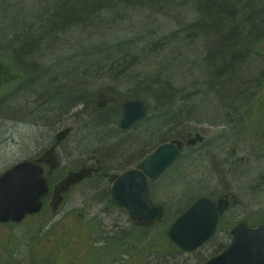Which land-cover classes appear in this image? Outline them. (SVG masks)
Wrapping results in <instances>:
<instances>
[{
  "label": "rangeland",
  "instance_id": "rangeland-1",
  "mask_svg": "<svg viewBox=\"0 0 264 264\" xmlns=\"http://www.w3.org/2000/svg\"><path fill=\"white\" fill-rule=\"evenodd\" d=\"M10 1L11 3L13 2L12 0H3L4 5L0 7V23L1 17L4 19L3 25L1 26L0 24V30L2 27L3 34L9 33L8 35H10V33L16 31V34L20 35V27L23 30V24H30L28 21L30 16H38L35 15L36 11L33 12L36 4L32 0H18L19 6L13 8L5 7V5L10 4ZM260 1H263L262 5H264V0H257V2ZM221 3L222 6L220 7L214 3V0L209 2L204 0H177L176 2L175 0H155L153 2L149 0H130L128 4H131V8H134V10H128L127 15L124 16L125 18L117 16L113 20H108L109 22H104L105 24L102 25L98 35L105 36L103 38L105 40H115L121 37V42L124 45L128 41L129 36L132 37L139 33L142 34L148 31L150 33L156 30L152 36L153 40L152 38L148 39L150 40L149 42L148 40H141L136 46L126 45V47L130 46V54L134 57V63L128 69L125 68V63H117V67L112 71L111 66L114 65L113 60L116 54H112V51L96 54V56L99 55L97 57L99 59L95 60L97 62L104 61L103 59H106V56L110 57L111 55V57L108 59V63L101 62L105 65H102V67L99 65L98 69H96L97 74L90 73L81 78L71 75L65 76L67 73L64 70L67 67H71L74 64L72 62L80 61V64L83 65V63L88 64V60H86L87 62L84 59L77 60V58H74L76 55H70L62 56L73 57L70 61H63V63L55 61V58L61 56L62 52H65L67 48L72 51H77L80 46L92 51L100 48L102 45L101 41H99L100 37L95 36L96 33L93 34L97 21L96 23H84L83 27H76V24L67 25L66 27H70L65 32H59L58 34L59 39L62 37L63 40V45L59 46L63 50L58 48V55L56 51L51 50L55 48L52 47L44 51L38 49L35 53L33 51L31 56L27 53L26 55L30 58L25 57L26 61H35L37 66L55 64V67L51 70L55 75H52V73L50 75L45 74L44 78L41 77L44 80L52 79L53 76L59 78V81H56L53 86L65 84L70 87L68 85L70 82L71 84H81L78 86L80 88L78 94L83 103L90 100L93 102L95 97L110 96L118 100L119 108V103L133 97L137 93L135 98L145 103L152 117L158 113L157 109H161V105L156 106L155 101L145 95L143 83L146 82L148 84L146 81L148 78H150V83L159 84L153 87L152 94L154 96H165L167 91L170 94L175 93V101L173 102L175 106L193 105L196 94L199 97L201 91V97L194 101L195 109L193 113L196 118L205 120L193 121L180 118L178 127L173 126L171 130L166 128L163 131V133L168 132L166 137L168 140H180L188 134L200 132L204 136V143L198 149L184 152L186 156H183L178 164L168 170L159 180L152 183L150 196L154 202L164 208L165 213L159 228L163 227L164 233H166L174 220L196 199L202 196H211L215 199L224 194H233L237 199V204L226 212L221 221L219 231L213 239L198 251L190 253L174 252L175 250L172 249L165 237L166 241L162 249L164 264H204L208 259L219 254L230 243L231 237L228 230L232 225L240 221H246L253 226L264 223V97L254 98L252 102L246 104L244 109H236V112H234V109L229 108L228 105H223L228 102L230 97L226 92V90L230 89V85L234 84L237 87L240 77L242 80L246 79L242 76V72L239 71L237 66L233 68L234 74L228 75L227 78L224 76L226 74L223 72L224 70H220L217 80L222 81L225 79L222 82H217L214 75L215 68L219 69L223 65L228 66V64L230 67L234 66L233 62L235 61L229 60L232 63L225 61L227 58L233 59L232 53L235 50L231 51L230 49L234 45H238L235 41V36L221 35L220 26L218 31L206 32L207 30H217L218 25L223 27L222 24L224 23L217 15L219 11L236 13L240 9L237 0H222ZM122 6L123 4L120 3L117 9H122ZM67 8L69 9L70 7ZM37 11H39L38 7ZM18 13L20 19L16 27L17 19H15V16ZM248 13H250V10ZM105 14L104 11L100 13V15ZM197 21H199L198 25L188 30V27H193ZM198 30L202 31L201 34L199 33L200 35H190V32ZM176 31L179 32L178 38L181 43L179 45L178 43L171 45L165 51L163 48L169 42L167 39L169 33ZM15 35H12L11 38H14ZM126 35L128 36L126 37ZM222 38L228 39L226 41L228 45L224 44V42V45H220ZM4 42V39L0 37V63L4 68V73L7 71L8 74L10 67H12L11 65L16 62L23 47L26 50L30 49L27 44L22 43V40L14 44H10L12 40L10 43L6 42L12 46L11 48L6 46ZM48 45L44 48H48ZM226 46L230 48L222 52L219 51L221 47L225 48ZM97 51H101V49ZM223 61L226 64H223ZM241 61L244 62V60ZM94 63L96 64V62ZM75 66H78V64ZM104 66L106 68L102 70ZM246 68L248 67L245 66L241 70L245 71ZM61 74H64V77H60ZM31 78L33 77L30 76L28 79ZM2 79L3 81L0 80V97L2 95L5 96L6 100L15 95L17 86L10 84L12 83L11 81L5 83V77H2ZM188 82H192V84H187ZM36 87L37 84H34L31 89L34 90ZM189 93L192 94L187 97ZM18 95L20 97L19 100L22 102L30 97V93L26 94V92ZM181 98L184 99L183 102ZM240 98L236 96V101L238 100L236 104L242 100L240 104L245 103L247 100L245 98L241 100ZM230 99L232 100V98ZM51 110H54L53 114L55 115L56 109ZM115 110L119 112L118 109ZM5 112L8 113V110L6 109ZM83 112H85L86 117L80 122L81 117L79 118L78 115H82ZM94 112L98 113L99 111L95 109H68L69 115L66 119H63L65 126L72 129L70 136L63 143V148L67 153V157L65 156L64 160L67 158L72 165L78 159L85 162L90 156H94L100 161L102 160L103 163L115 160L116 166L110 170V174H119L124 170L134 168L158 146L156 141L144 136L145 127L142 125L121 136L117 134V127L114 124L95 128L94 120L89 119L91 113ZM118 119L119 117L114 119L115 122ZM150 123L152 121L147 122V124ZM19 130L20 135L15 136V144L9 140L0 142V158L3 159L0 161V173L17 161L31 158L37 150L44 146L35 144L37 137H33V132L27 127L22 125ZM119 142H126L130 147H128V150L119 147ZM260 176L263 180H259ZM89 185L91 183L87 184V186ZM85 189H78L66 197L64 207L60 209L59 214L52 217L53 220L49 225L46 226V222L34 230L37 238L32 236L31 233L29 239L24 236L29 232V230L24 228V224H27L29 220L25 221L14 231L10 230L12 232L0 231V263L4 264L8 260L15 263L31 261L34 256L30 254V250L32 245H35L38 241V255H48L53 251V264H65L67 259H64V254L66 253L67 255L70 244L73 245L72 240L76 238L78 243L77 248L74 250L82 252L87 259L89 257L93 259L98 254L91 251L92 244L95 243L96 238L88 237L86 234L89 232L86 229H80L82 222H78V215H81L82 219L94 218L95 213L98 211V206L94 205L93 201L97 199L100 201V197L96 193L85 192ZM42 215L43 213L35 215V217ZM62 217L68 218L66 221L69 227L76 229L79 237L74 236L73 232H71L72 240H69L65 245H61L62 241L67 238L62 237L60 232H56L52 236V241L47 244V247L53 248L50 251H40L38 246L44 245L45 235L49 236L50 231H53L54 227L57 226V221L62 219ZM5 226L10 229L14 228L12 225ZM153 232L156 233L157 230ZM10 235V238L18 239V243L15 241V249H13L10 242H1ZM139 240L133 239V242L135 243ZM87 248L88 257L86 255ZM14 254H16V258L12 259ZM57 256L58 259L55 260ZM74 260L76 259L68 256L69 262H74ZM46 263L51 264V260Z\"/></svg>",
  "mask_w": 264,
  "mask_h": 264
},
{
  "label": "bare ground",
  "instance_id": "bare-ground-1",
  "mask_svg": "<svg viewBox=\"0 0 264 264\" xmlns=\"http://www.w3.org/2000/svg\"><path fill=\"white\" fill-rule=\"evenodd\" d=\"M12 1H13L12 3L10 1V4L7 6L5 5V7L13 8V7L19 6L17 3L18 0H12ZM32 1L34 4H36L34 5L33 12L36 11L35 15H38V16H30V18L28 19L30 24H27V25L23 24L22 25L23 30L20 27V32L22 35L16 34V32L14 31L10 33V35H8L9 33L3 34L2 27H1L0 37L4 39L5 41L4 43L9 48L12 47L10 44L18 43L20 40H22L23 44L24 43L25 45L27 44L28 47L38 42H47L49 45L55 47V48H52L51 50L56 51L58 55L57 50L58 48L62 49V47H59V46L63 45L62 37L59 39L58 30L55 32H50L46 30L44 27L47 22L52 23V19L56 17V15H59L67 7H78V6L83 7L84 5H86L90 8V10H88L89 12H94L93 8L94 9L97 8L99 10L96 13L99 20H97L98 23L93 30L94 31L93 34L96 33L95 36H98L100 34V30L102 27L101 25L105 24L106 22H109L110 20L117 18V16L125 18L124 16L127 15L128 10L130 9L134 10V8H131V6H129L128 8L125 7L117 11L115 9L111 11L112 6L110 3L108 4V0H86V3H85V0H54V1L53 0H32ZM149 1L153 2L155 0H149ZM176 1L177 0H175V2ZM204 1L209 2L210 0H204ZM221 1L222 0H214V3H216L218 6L221 7L222 6ZM237 2L240 7L238 12L228 13L226 11L221 10L217 13V15H219V19H221L222 22L225 23V28L220 29L221 35L226 34V35H229L230 37L232 36L236 37L235 41L238 45H234L231 49V51L235 50L232 53L233 58L235 60V62H233V65H234L233 67L237 66L239 68V71L242 72V76L245 77L246 79V80L244 79L242 80L240 77L243 85H242V90L239 93L241 95L240 99L242 100L243 98H245L247 99L246 102L245 103L243 102L242 104H240L243 101L242 100L240 101V103L236 104V102L238 101L237 100L233 104L231 103L223 104V105H228L229 108L234 109V112H236L235 111L236 109H244L246 104L249 102H252L254 98L258 99L259 97L258 91L260 89V84L264 80V63L258 62L256 60L257 58L261 57L262 53H264V47L259 46V41L264 32V5H262L263 1L257 2V0H237ZM3 5H4L3 0H0V7H2ZM135 6L137 7V5ZM37 7L39 8V11H37ZM251 9H254V10H251ZM159 10L162 11L161 8H159ZM249 10H250V13L247 14ZM17 11L19 12V10ZM103 11L106 14L100 15V13ZM154 11H157V10H154ZM251 11L253 12V14ZM19 13L17 16H15V19H17L16 26L18 25L19 23L18 21L20 19ZM82 13H84V11H82L80 15H82ZM84 18L85 16L80 18L82 20L80 21V23L76 24V27H80V26L83 27L84 23L93 22L91 20L93 19L92 17H88V19L86 20H84ZM3 20L4 19L1 17V23H0L1 26L3 25ZM198 22L199 21H197L193 25V27H188V30L189 28L192 29L196 27L198 25ZM93 23H96V22H93ZM155 32L156 30L150 33L148 31V32H143L142 34L141 33H139L138 35L136 34L135 36H132V37L129 36L128 41L124 43V45L121 42L122 40L121 37L115 40H105L103 39L105 38V36H98L100 37L99 41H101L102 45L100 48H97L95 51H92L91 49L82 48L81 46H80V49H77V51L75 50L72 51L71 49L67 48L65 52L61 51L62 55L57 56L55 58V61L57 63H60V62L63 63V61H70L73 58V57H62V56L76 55V57L74 58H77V60H80V59L82 60L85 57V54H88L89 56L92 54V56H94L98 53L112 51V54L117 53V55L114 56L115 57L114 60L125 63L126 64L125 68L128 69L134 63V60H133L134 57H132L130 54V50H131L130 46H136L139 41L141 40L146 41L149 38H152ZM206 32H212V31L207 30ZM178 33L179 32L177 31L169 33V36L167 37L169 42L163 48L165 49V51L168 50L171 45H176L177 43L179 45V43H181L180 39L178 38V35H179ZM199 33L201 34L202 31L198 30V31L190 32V35L191 36L193 35L195 36L196 34L200 35ZM12 35H15L14 38H11ZM127 36L128 35H126V37ZM149 41L150 40H148V42ZM6 42L7 43L11 42V43L7 44ZM128 44L130 46L126 47V45ZM42 45H43L42 47L38 48L39 50L44 51L45 49H47V48H44L46 47L44 46V44ZM99 49H101V51H97ZM97 57L98 56H96V59H98ZM237 60H239V62H237ZM241 60H244V62H242ZM25 61H26L25 58H22V56H19L17 57L16 62H14L11 65L12 67H10V72L8 74H7V71H5L4 73V68L1 70V73H0L1 81H3L2 77H5L6 78L5 83H7V81H11L12 83L10 84L15 85V87L17 86L15 93H14L15 95H12L10 98L6 100L4 99L3 101L0 102V112H1L0 113V142H7L9 140L11 143L15 144L14 142L15 136L20 135L19 128H21V126L23 125V127H27V129L33 132V137H37L35 139V144L37 143V146L44 145L41 149L37 150L36 152V153H40L42 152L43 149H46L44 147L50 144L49 142L55 135L57 136L65 131L70 130V128L66 126L62 127L61 129H57L58 126H55V124L52 123L53 120L55 119V115L53 114V112L51 110H48L49 115L47 117L39 116L38 114L39 109H101L103 114L101 112H100L101 114L98 113V115L96 116L97 119L94 120V123L95 125H97L96 126L97 128H100L103 126L107 127L110 124H114L115 127H117L116 132L119 136L125 135L126 133L130 131V130L128 131L121 130L119 127L120 119H118L117 122H115L114 120L120 116V112L115 110V109H119L118 103H117L118 100L116 98H113L108 101L106 100L107 102L105 101L104 103H102V101L104 100V98H106V96H99L98 98L95 97L93 102H91L90 100L89 102L86 101L83 103L81 101L82 99L79 98V94H78V91L80 90L78 86L81 84H77V83L71 84L70 82L68 84L70 87H68L65 84H58V85L56 84L55 86H53V84L56 83V81H59V78H56L55 76H53L52 79H46V80L42 79L44 78L45 74L50 75L53 73L52 75H55V73L51 71L55 67V64L54 65L52 64L43 65L42 64L43 65L42 67V65L37 66L35 61H26V62ZM72 63H74L75 65L78 64V66H75L74 64H72L71 67H67L68 69L65 68L64 72L67 73L65 74V76L71 75V76H76V78H81L83 76L89 75L90 73L97 74L96 69H98L99 65L102 67V64H97V63L95 65H92L91 63H88V64L83 63L82 65L80 64L81 63L80 61L72 62ZM245 66H247L248 68H246L245 71H242L241 69L245 68ZM112 67L113 66H111V68ZM77 68L79 69L81 68L79 73H74L75 69ZM37 70L38 72L36 73ZM113 70L115 69L113 68L112 71ZM232 72H233V69H232ZM84 73L85 75H83ZM63 75L64 74H61L60 77H64ZM30 76L33 78L28 79ZM146 81L148 82V84L146 82L143 83V89L145 91L146 90L153 91V87L159 85L158 83H150V78H148ZM189 83L192 84V82H188L187 84ZM34 84H37V87L34 90H32L31 87ZM24 92H26V94L30 93V97L28 100L24 98V100L26 101L22 102L19 100L20 97L18 94L20 93L22 95L24 94ZM191 94L192 93H189L187 97H190ZM199 97H201V91H200ZM199 97H197V94H196L195 100ZM130 98H134V96ZM181 99L183 102L184 99L183 98ZM194 101H193V105H184L182 107H180V105L175 106L173 102L169 104H167L166 102H155L156 106L161 105V109H157L158 113L155 114L153 117L151 116V113L148 107L145 105L144 102H142L146 108V116L143 119V121L140 123L142 124V126L145 127L144 136L147 137L148 139L156 141L158 143V146L162 144H166V143H173V142L182 143L181 156L178 160H176L173 166L178 164V162H180L183 156L184 157L186 156L185 154L186 152L198 149L204 143V136L200 132L188 134L186 137L181 138L180 140H176V139L168 140L166 138L168 132L166 131L163 133L164 129L166 128L168 130H171V127L173 126L178 127L180 118L181 119L184 118L183 114L186 116L187 114L186 112L189 113V111L191 112L192 109H195ZM172 107L173 108L176 107L174 109H177V107L184 109V112H182L183 114L181 116H177L176 119L173 120L175 121L174 123L168 124V122H159L157 120L159 117V113L165 112V110L171 109ZM6 109L8 110V113L5 112L6 114H4V111ZM110 109H113V112L115 113L111 112L110 114H105V112ZM68 115L69 114H67V116ZM78 117L79 118L81 117V120H79L80 122L84 120L86 117L85 112H83L82 115L81 114L78 115ZM102 117H105V118L102 119ZM89 119L90 120L92 119L91 115ZM102 120H105L106 122L102 124L101 123ZM148 121L149 122L152 121V123L147 124ZM5 137H8V138H5ZM197 138H200V141H198ZM191 140H195V144L194 143L189 144V141ZM118 144H119L118 145L119 147H123L126 149L130 147V145L127 144L126 142H123V143L119 142ZM260 145H263V144H260ZM154 150L151 153H149L147 156L152 154ZM2 160L3 159L0 158V161ZM23 162L24 160L17 161L10 167L5 168L0 173V177L4 175L6 172H8L9 170H11L12 168H14L16 165L23 163ZM260 179L263 180L261 176L259 177V180ZM229 195L232 196L234 199H236V197L233 194H229Z\"/></svg>",
  "mask_w": 264,
  "mask_h": 264
},
{
  "label": "water",
  "instance_id": "water-1",
  "mask_svg": "<svg viewBox=\"0 0 264 264\" xmlns=\"http://www.w3.org/2000/svg\"><path fill=\"white\" fill-rule=\"evenodd\" d=\"M106 100L109 99L104 98L102 103ZM121 115L119 127L128 131L143 121L146 108L140 99H128L121 104ZM67 133H61L58 139ZM190 143L195 144V140ZM181 151L180 142L162 144L141 162L139 168L120 174L110 190L115 204L144 224L159 219L163 210L148 199L149 181L157 180L173 166ZM46 193L40 168L28 162L16 165L0 177V222H20L26 215L39 212L40 200ZM230 200L235 202L232 196L216 201L207 197L197 199L171 225L167 232L169 240L184 251L200 248L214 235L219 216L228 209ZM230 234L232 238L226 250L205 264H264V224L252 228L238 223L231 228Z\"/></svg>",
  "mask_w": 264,
  "mask_h": 264
},
{
  "label": "flooded vegetation",
  "instance_id": "flooded-vegetation-1",
  "mask_svg": "<svg viewBox=\"0 0 264 264\" xmlns=\"http://www.w3.org/2000/svg\"><path fill=\"white\" fill-rule=\"evenodd\" d=\"M259 46L264 47V32L259 41ZM256 60L264 63V53ZM258 92L259 97H264V80L261 82ZM4 99L5 96L1 97L0 102ZM48 110L51 109H39V116L47 117L49 115ZM65 110L68 111L67 109ZM67 114L68 112L55 115V119L52 123L58 126L57 129H61L65 126V121L63 119L67 118ZM71 132L72 129L70 128L68 136L59 140L58 135H55L49 142L50 144L48 143L49 145L44 147L46 149L24 160L41 167L42 176L46 180L48 192L42 199V210L38 214L41 215L43 213V215L40 217H26L22 221V224L29 220L27 224H24V228L29 230V232L27 235L23 233L22 235L29 239L31 233L32 236L37 238V235L34 234V230L43 223L47 222L46 226L49 225L53 220L52 217L59 214L60 209L64 207L66 197L78 189L86 188L85 192L99 195L100 201L99 199L93 201V204L98 206V211L92 219H82V216L78 215V222H82L80 229H86L89 232L86 234L88 237L96 238L95 243L92 244L91 251L97 252L98 254L93 259L90 257L87 259L83 256L82 252L74 250L77 248L78 240L77 238L72 240L71 232H73L74 236H78V233L76 229H71L69 227L66 221L68 218L63 217L57 221V224L54 223L57 226L54 227L53 231H50L49 236L47 234L45 235L44 245L38 246L40 251H50L53 247L49 248L47 244L52 241L54 233L60 232L62 237L67 238L62 241L61 245H65L69 240H72L73 245L70 244L67 255L76 259L74 262H69L68 256L65 253L64 259H67L65 264H164L162 249L164 247L165 233L163 227L159 228L161 221L154 223L150 227L148 225L139 224L133 220L127 210L115 204L110 195L111 184L117 176V174H110V170L116 166L115 160L103 163L97 158L92 159L94 156H90L85 162L79 159L78 161H74L73 165L67 158L64 160V157H67V153L63 148V143L70 136ZM89 183H91V185L87 186ZM151 201L159 205L152 199ZM5 225L7 224L0 226V231L10 232V230L14 231L21 226L14 224V228L12 227V229H10ZM154 230H157V232L154 233ZM8 238L4 240V242H6ZM133 239L140 240L134 243ZM15 241L18 243V239L12 238L11 245L13 249L16 248ZM37 242L35 245H32V249L30 250V254L34 256L33 259L29 262H20L18 264H47L46 262L50 260L51 264H53V251L48 255H38ZM174 252L183 253L177 249ZM86 255L87 257L89 255L88 248ZM35 258L36 260L34 261ZM57 259L58 256L55 260ZM10 264L15 263L12 262Z\"/></svg>",
  "mask_w": 264,
  "mask_h": 264
},
{
  "label": "trees",
  "instance_id": "trees-1",
  "mask_svg": "<svg viewBox=\"0 0 264 264\" xmlns=\"http://www.w3.org/2000/svg\"><path fill=\"white\" fill-rule=\"evenodd\" d=\"M119 2V3H118ZM130 2V0H108V4L110 3L111 4V11H113L114 9L117 11L118 9H117V6L118 5H120V3H122L123 4V6H122V9L123 8H128L129 6H131L130 4H128ZM85 3H86V0H85ZM118 4V5H117ZM127 5V6H126ZM88 10H90V8L88 7V6H86V5H84L83 7H81V6H78V7H70L69 9L68 8H66V9H64L63 11H62V13L61 14H59V15H56V17H54L53 19H52V23H49V22H47L46 24H45V29L46 30H48V31H50V32H55V31H59L60 33H62V32H65V30L67 29V28H69V27H66L67 25H72V24H78V23H80V21L82 20V19H80L81 17H84L85 16V18H84V20H86V19H88V17H92L93 19H91L93 22H96L97 20H99V18H98V16H97V11H99L97 8H93V11L95 12H89ZM73 11H76V12H73ZM82 11H84V13H82V15H80V13L82 12ZM88 13V14H87ZM90 13V14H89ZM89 15V16H88ZM234 18V17H233ZM16 25V24H15ZM102 26V25H101ZM105 26V25H104ZM219 26L221 27V25H218L217 26V30H214V31H212V32H215V31H218V28H219ZM222 26L223 27H221L220 29H224L225 28V23L224 24H222ZM17 27V26H16ZM16 32V31H15ZM228 39L227 38H224V39H222V42L220 43V45L222 44V45H224V44H227L228 45V43H226V41H227ZM223 42H224V44H223ZM42 44H44V46H47L48 45V43L47 42H38V43H35V44H33L32 46H29V49L30 50H26V49H24V47H23V49H22V51H20L21 53H19V56H22V58H25V57H28V55H26L27 53L29 54V56H31V53L34 51V53L36 52V50H38V48H40V47H42L43 45ZM219 45V46H220ZM53 46H51V45H48V48L47 49H51ZM230 47H225V48H222L221 47V49H219V51H223V50H227V49H229ZM217 50V49H216ZM231 50V49H230ZM118 52V51H117ZM127 52V51H126ZM34 53H33V55H34ZM102 53H106V52H102ZM113 54H115V53H113ZM128 54V53H127ZM218 54H219V52H218ZM117 55V53L114 55V56H116ZM113 56V55H112ZM98 57H99V55H98ZM110 57H111V55H110ZM109 56H106V59H103L104 61H99V62H97V61H95V60H98V59H96V55H94V56H92V54L89 56L88 54H85V57L83 58V59H85V61L86 60H88V62L89 63H91L92 65H95V63L94 62H96L97 64H102L101 62H104V63H106L107 61H108V59L110 58ZM28 58H30V57H28ZM229 60H231L232 62L233 61H235L234 60V58L232 59V58H227V60L225 61V62H227V63H232V62H230ZM87 62V61H86ZM113 62H114V65H113V67H112V69L114 68L115 69V67H117L116 66V64L117 63H122V62H120V61H116V60H113ZM224 61H223V64H226ZM108 63V62H107ZM102 65H105V64H102ZM87 66V65H86ZM229 66V67H228ZM228 66H221L219 69H215V73H214V75H215V78H216V81L217 82H222V81H224V80H220V81H218L217 80V78H218V73L220 72V70L221 71H223V72H225L226 74H224L223 72V74H224V76H225V78H227V76L228 75H230V74H232L233 72H232V69L234 68L233 66H231L230 67V65L228 64ZM91 67H93V66H91ZM87 68H89V67H87ZM106 68V66H104L103 67V69L102 70H104ZM73 70V69H72ZM79 71H80V69L79 68H77V69H75V71H74V73H79ZM221 73V75H223ZM234 74V73H233ZM242 85H243V83H242V81H241V79L239 80V85L236 87L234 84L233 85H230V89L229 90H226V92H227V94H229L230 95V97H229V99H228V102L227 103H231V104H233L235 101H236V96H238V97H241V95L239 94L240 93V91L242 90ZM142 91V90H141ZM145 91V90H144ZM152 90H146L145 91V95L146 96H148V98H150V99H152L153 101H155V102H166L167 104H169V103H171V102H174L175 100H174V98H175V93H169L168 91L166 92L167 94H165V96H162V97H158L157 95L156 96H154V94H152ZM140 93V92H139ZM142 94V93H141ZM135 95H137V93H135L133 96L134 97H137V96H135ZM230 98H232V100L230 99ZM234 98H235V100H234ZM227 103H224V104H227ZM173 106V105H172ZM173 108V107H172ZM168 109V110H165V112H161V113H159V117H158V121L159 122H168V124H170V123H174L175 121H173L174 119H176V117L177 116H180V114L182 115L183 113L182 112H184V109H181V108H178L177 107V109H174V108H176V107H174L173 109ZM193 110L194 109H192V111L190 112L189 111V113L188 112H186L187 114H186V117H185V115L183 114V119L182 120H185V119H189V120H193V121H195V120H198V121H204L205 119H198V118H196L195 116H194V113H193ZM54 110H52V112H53ZM101 113H102V111H100ZM100 112H98L99 114H101ZM111 112H113V109H110V110H107V112H105V114H110ZM98 113H91V116H92V120H96L97 118H96V116L98 115ZM113 113H115V112H113ZM103 114V113H102ZM105 117H102V119H104ZM106 121L105 120H102L101 121V123L103 124V123H105ZM168 124H166V125H168ZM140 125H142V124H139L138 126H140ZM96 126L97 125H95L94 127L96 128ZM138 126H136V127H138ZM134 147H135V145H134ZM133 149V148H132ZM127 150H128V148H127ZM126 150V151H127ZM135 150V149H134ZM133 150V151H134Z\"/></svg>",
  "mask_w": 264,
  "mask_h": 264
}]
</instances>
